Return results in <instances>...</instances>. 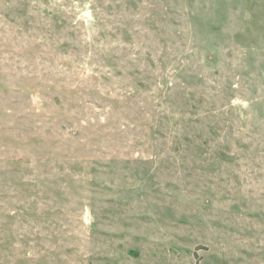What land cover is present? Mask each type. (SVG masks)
<instances>
[{
	"label": "rangeland",
	"instance_id": "obj_1",
	"mask_svg": "<svg viewBox=\"0 0 264 264\" xmlns=\"http://www.w3.org/2000/svg\"><path fill=\"white\" fill-rule=\"evenodd\" d=\"M0 264H264V0H0Z\"/></svg>",
	"mask_w": 264,
	"mask_h": 264
}]
</instances>
